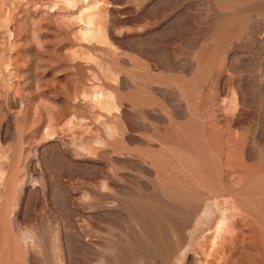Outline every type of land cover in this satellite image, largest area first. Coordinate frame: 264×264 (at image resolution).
<instances>
[{
  "label": "rangeland",
  "instance_id": "1",
  "mask_svg": "<svg viewBox=\"0 0 264 264\" xmlns=\"http://www.w3.org/2000/svg\"><path fill=\"white\" fill-rule=\"evenodd\" d=\"M0 15V264H264V0Z\"/></svg>",
  "mask_w": 264,
  "mask_h": 264
},
{
  "label": "bare ground",
  "instance_id": "2",
  "mask_svg": "<svg viewBox=\"0 0 264 264\" xmlns=\"http://www.w3.org/2000/svg\"><path fill=\"white\" fill-rule=\"evenodd\" d=\"M18 1H19V0H18ZM23 2H24V1H23ZM69 2H70V1H69ZM69 2H68V3H69ZM9 3H10V2H9ZM20 3H21V2H20ZM27 3H28V2H27ZM54 3H55V2H54ZM1 4H2V3H1ZM4 5H5V4H4ZM26 5H27V4H25L24 7H25ZM57 6H58V5H57ZM22 7H23V6H22ZM5 8H6V7H5ZM5 8H4V9H5ZM26 8H27V7H26ZM17 9H18V8H17ZM28 9H29V8H28ZM30 9H31V8H30ZM19 10H20V9H19ZM36 10H37V9H36ZM9 11H10V10H9ZM25 11H26V10H25ZM22 12H23V10H22ZM26 12H27V11H26ZM33 12H34V11H33ZM43 12H44V11H43ZM15 13L18 14L17 12H15ZM49 13H50V12H49ZM49 13H48V14L44 13V15H48V16H49ZM16 14H15V15H16ZM23 15H24V14H23ZM38 15H39V14H38ZM0 16H1V15H0ZM30 17H31V16H30ZM33 17H34V16H33ZM8 18H10V17H8ZM20 18H21V17H20ZM25 18H26V17H25ZM25 18H24V19H25ZM34 19H35V18H34ZM37 20H38V19H37ZM46 20H47V19H46ZM9 21H10V19H9ZM15 21H16V20H15ZM19 21H20V20H19ZM33 21H34V20H33ZM1 22H2V21H0V23H1ZM39 23H40V21H39ZM42 23H43V22H42ZM8 25H9V24H8ZM27 25H28V24H27ZM46 26H47V24H46ZM0 27H1V26H0ZM7 27H8V26H7ZM10 27H11V26H10ZM39 27H40V26H39ZM15 28H16V27H15ZM55 28H56V27H55ZM51 29H52V28H51ZM53 29H54V28H53ZM59 29H60V28H59ZM59 29H58V31L61 30V29H60V30H59ZM44 30H45V29H44ZM39 31H40V29H39ZM55 31H56V30H55ZM58 31H57V32H58ZM14 33H15V32H14ZM59 34H60V33H59ZM12 36H13V35H12ZM19 36H20V35H19ZM17 37H18V36H17ZM8 38H9V37H8ZM27 38H28V37H27ZM27 38H26V39H27ZM9 39H10V38H9ZM23 39H24V38H23ZM0 40H1V39H0ZM26 41H27V40H26ZM27 42H28V41H27ZM1 43H2V42H1ZM17 43H18V42H17ZM19 44H21V43H19ZM19 44H18V45H19ZM23 45H24V43H23ZM23 45H22V46H23ZM1 47H2V46H1ZM14 53H15V52H14ZM14 56H15V55H14ZM12 60H13V58H12ZM16 60H17V59H16ZM21 60H22V59H21ZM8 61H9V60H8ZM13 61H14V60H13ZM21 64H22V63H20V66H21ZM21 67H22V66H21ZM3 71H4V70H3ZM16 74H17V73H16ZM4 75H5V74H4ZM17 75H18V74H17ZM15 88H16V86H15ZM16 90H17V89H16ZM16 90H14V91H16ZM130 96H131V95H130ZM136 99H137V98H136ZM7 104H8V103H7ZM9 107H10V106H9ZM1 116H2V115H1ZM0 124H1V123H0ZM243 183H244V182H243ZM215 227H216V226H215ZM241 237H243V236H241ZM240 241H241L240 244L243 245V244H244L243 238L240 239ZM239 247H240V246H239ZM241 247H242V246H241ZM200 250H201V249H200ZM204 250H205V249H204ZM201 251H202V250H201ZM199 252H200V251H199ZM219 252H220V251H219ZM203 254H204V253H203ZM205 259H206V258H205ZM205 263H206V262H205ZM209 264H210V263H209ZM211 264H212V263H211Z\"/></svg>",
  "mask_w": 264,
  "mask_h": 264
}]
</instances>
